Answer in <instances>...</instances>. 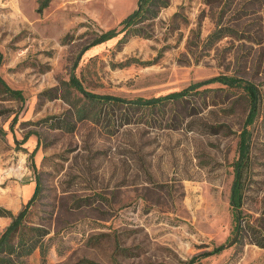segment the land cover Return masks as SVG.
Returning a JSON list of instances; mask_svg holds the SVG:
<instances>
[{"label": "rangeland", "instance_id": "rangeland-1", "mask_svg": "<svg viewBox=\"0 0 264 264\" xmlns=\"http://www.w3.org/2000/svg\"><path fill=\"white\" fill-rule=\"evenodd\" d=\"M164 3L166 6H164ZM0 0V206L43 227L26 264H187L233 238L239 134H250L238 243L192 264H264V0H157L119 42L138 0ZM110 29L119 32L93 41ZM155 107L124 100L179 92ZM84 107L83 118L76 110ZM57 117L73 130L56 128ZM27 135L24 142L23 138ZM34 188L29 196V183ZM0 217V234L10 223Z\"/></svg>", "mask_w": 264, "mask_h": 264}, {"label": "trees", "instance_id": "trees-1", "mask_svg": "<svg viewBox=\"0 0 264 264\" xmlns=\"http://www.w3.org/2000/svg\"><path fill=\"white\" fill-rule=\"evenodd\" d=\"M51 0H38L37 11L41 13L49 4ZM157 4V0H138L137 9L127 16L121 26V32H123L122 37L119 39V42L126 40L127 35H133L138 32V27H133V25L139 23L140 19L144 18L148 14L154 15L153 6ZM164 6L165 3H164ZM119 32L116 29H110L102 33L98 38L93 41V44L101 43L106 40H109L116 36ZM71 85L76 89H79L84 96L90 101L96 102H111L116 104H129L130 106H149L155 107L158 104L165 102L164 100L171 99H180L184 95L188 94L192 90H196L200 86L210 83V82H219L233 87H242L246 93L248 102H249V113L245 120V125L251 124L257 115L258 105H259V91L256 86L245 80L234 76L220 75L217 77H212L209 80L202 81L190 85L186 89H183L179 92H173L167 94L165 97L161 98H152V99H137V100H124L117 97L107 96V95H95L89 92L83 91L80 87V83L76 77L72 76L70 78ZM0 88L3 89L6 93L13 96L14 98H21V93L19 91L11 90L5 83V81L0 77ZM87 113L84 107H79L76 110V115L80 118H83ZM55 121V127L61 128L66 131L73 130V123L67 121L66 118L57 117ZM27 138V135L24 136V142ZM249 140L250 134L249 131L244 127L239 134L238 140V156L237 159L233 162V171L234 179L230 188L229 204L232 208L233 218L235 221L234 235L233 238L227 240L226 242L214 247L210 251L203 252L197 257L192 258L187 264H192L200 258L211 256L214 254H219L224 249L232 246L235 243H238L242 235V215L241 207L243 204V193H244V170L248 164V153H249ZM39 189V184L36 185V191L33 194V197L27 202V204L16 214H13L10 210L0 206V217H10L11 221L6 226V228L0 234V264H26L24 259L28 257L35 249H39L41 254H44L43 239L47 234V231L43 227L39 226H30L25 223L24 219L28 212V205L36 195V192ZM254 243L260 247H264V236L261 234L253 239ZM43 246V247H42Z\"/></svg>", "mask_w": 264, "mask_h": 264}, {"label": "crops", "instance_id": "crops-1", "mask_svg": "<svg viewBox=\"0 0 264 264\" xmlns=\"http://www.w3.org/2000/svg\"><path fill=\"white\" fill-rule=\"evenodd\" d=\"M34 186H35V185H34V183H32V182L28 184V188L26 189V195H27V196H29V195L31 194V192H32V190H33V188H34Z\"/></svg>", "mask_w": 264, "mask_h": 264}]
</instances>
